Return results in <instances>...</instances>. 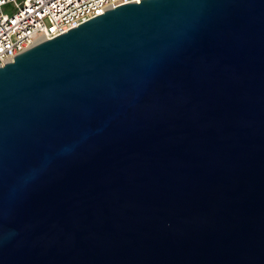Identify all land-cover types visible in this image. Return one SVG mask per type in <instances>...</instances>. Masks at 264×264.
I'll return each mask as SVG.
<instances>
[{"label": "water", "instance_id": "95a60500", "mask_svg": "<svg viewBox=\"0 0 264 264\" xmlns=\"http://www.w3.org/2000/svg\"><path fill=\"white\" fill-rule=\"evenodd\" d=\"M138 1L0 64V264H264V0Z\"/></svg>", "mask_w": 264, "mask_h": 264}, {"label": "built area", "instance_id": "2783aa9c", "mask_svg": "<svg viewBox=\"0 0 264 264\" xmlns=\"http://www.w3.org/2000/svg\"><path fill=\"white\" fill-rule=\"evenodd\" d=\"M132 0H0V64L45 38ZM135 2H139L135 0Z\"/></svg>", "mask_w": 264, "mask_h": 264}]
</instances>
